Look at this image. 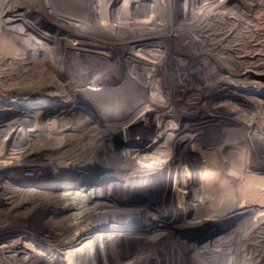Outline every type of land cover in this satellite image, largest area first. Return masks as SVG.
<instances>
[{"label":"bare ground","instance_id":"bare-ground-1","mask_svg":"<svg viewBox=\"0 0 264 264\" xmlns=\"http://www.w3.org/2000/svg\"><path fill=\"white\" fill-rule=\"evenodd\" d=\"M261 2L264 0L259 1L260 6ZM24 3L0 0V32L23 46L40 35L37 41L42 39L43 47L34 48L48 50L46 56L55 66L50 63L47 69L26 72L0 66V153L7 155L0 158V200L1 205H9L4 210L14 215L20 209H25L26 216L38 211L46 215L49 234L37 237L41 241H37L38 246L20 237L19 243L0 245L3 264H165L164 260L168 264H193V259L183 258L182 250L158 249L163 235L161 227L155 225L147 232L132 230L114 235L126 238L107 244L98 240L105 228L96 235L89 229L73 230L90 218V227L98 228L100 220L133 207L142 214L151 209L152 223L167 226L195 214V222L203 226L220 218L226 226H238L242 223L239 219L256 207L264 211V171L258 172L237 158L241 147L229 139L232 136L228 131H223L226 123L218 111L232 98L263 105L256 98L264 96V84L260 82L264 74L255 70L259 65H250L252 61L235 60L232 67L225 65L218 43L206 40L210 33L204 26L220 11L250 21L252 8L247 2L74 0L73 13L52 8L53 15L61 16L67 24L47 21L44 12L33 23L36 10L22 11ZM82 8L88 12L78 10ZM171 42L182 44L176 50L175 75L167 76L159 73L156 65L167 58ZM188 53L193 58L189 66L184 63ZM190 81L199 85L192 89ZM176 97L186 99L185 104L179 105ZM202 102L212 106L206 109ZM191 109L197 113L189 115ZM199 117L210 124L206 132L195 131ZM5 126L13 131L6 134ZM220 128L224 139L216 143L210 131ZM117 141L125 144L117 145ZM89 160L95 162L90 170L84 165ZM49 167L54 169L53 179L11 180L2 173L5 168L35 172ZM56 168L68 171L73 178L63 171L58 174ZM81 174L88 175V183L101 175L126 177L132 186H121L123 192H113L109 197L100 194L102 189L76 188V176ZM168 174L179 176L178 181L167 178ZM177 184L186 190L181 191ZM191 193L195 197L192 202L177 206L179 199L185 200ZM95 212L101 216H95ZM131 222L126 219L123 227ZM13 226L21 231L22 222L16 221ZM4 229H0L1 235ZM131 235L134 241H130ZM145 246L153 248L142 251ZM199 253L197 247L191 255L195 258Z\"/></svg>","mask_w":264,"mask_h":264},{"label":"rangeland","instance_id":"rangeland-1","mask_svg":"<svg viewBox=\"0 0 264 264\" xmlns=\"http://www.w3.org/2000/svg\"><path fill=\"white\" fill-rule=\"evenodd\" d=\"M24 1L25 3L23 4L22 11L24 9L28 12L29 11L31 12L32 9L37 11V12L34 11L36 16L32 17V22L33 21L35 22L37 19H40L41 18L40 16H42L41 13L44 12L46 13V19H48L47 17H49L47 21H49L50 19L51 20L53 19L55 21L57 20L59 24L61 23L67 24V22H65L64 20H61V16L53 15L54 11L52 12V8L54 7L55 8L61 7L60 9H66L70 11V13H73L72 5L74 4V0H45V1L44 0H24ZM243 1L244 3L247 2V5L249 4L248 5L249 8L250 7L252 8L251 10L249 9V11H251L252 13L250 21L245 17L241 19L240 17L232 13L231 15L230 13H227L226 11L216 12L212 16H210L204 23L205 28L209 30V33H210L209 35L211 36V37L207 36L206 40L207 41L209 40L208 42L218 43V48H219L218 51H221V53L223 54L222 56L225 57V60H224L225 65L228 64L227 66L232 67V61H235V60L247 61L249 63H251L252 61L253 64L251 63L250 65L255 64L256 67L257 65H259V67L255 70H258L262 74H264V2H261V6H260V3H259L260 0H257V1L256 0H243ZM32 3L35 5H33ZM258 3L259 5H257ZM78 10H83V11L85 10L88 12V9H85V8L78 9ZM47 11H48V14H47ZM17 12L20 13L21 9L18 10ZM75 12H78V11H75ZM27 34H28V31H27ZM206 35H208V33ZM38 37H41V36L37 34L36 37L32 38L34 42L29 43L28 45L29 47H28V46H23L22 45L23 43L13 41L10 38V36H8L5 33L0 32V58H1L0 66L4 65V68L8 67V69L12 66L10 68L11 71L26 72V71L35 70L34 68L37 69L38 67L42 69L44 67L45 69H47V67L50 66V63H52L51 65H54V62H52L54 60L51 61V58L49 56L48 57L46 56L49 53L48 50L47 51L45 50L46 53L44 51L36 50V48L39 49L43 47V45L40 44L42 43L43 40L41 39L40 42L39 40L37 41ZM27 38L31 39L29 37ZM179 44H180L179 42L178 43L171 42V45H170L171 48L170 49L167 48V51H166V53H168L169 55L167 54L166 56L167 58H165L164 61L160 65H156L157 71L161 73L162 75L169 76L170 73L174 74L175 71H174L173 64L175 62V58H177L176 50L179 48V46L182 43L180 45ZM183 44L185 43L183 42ZM34 46L36 48H34ZM11 48H14V49H11ZM184 59H185L184 63L188 66L193 61V58L191 57L190 53L184 56ZM127 61L129 60L126 59L125 62ZM147 63L151 64L148 61ZM245 65L249 66V64H245ZM225 75L228 76L227 74ZM182 76L184 79L187 77L185 73H183ZM174 78L176 77L174 76ZM197 78H198V81H201V79H199V76ZM215 79L217 78L215 77ZM215 79L213 80L211 79L210 81H214ZM260 82L264 84V78L261 79ZM196 85H199V84L198 83L195 84L194 81L189 82V87L192 89L195 88ZM234 92L237 93L236 90H234ZM196 96L197 95H195L194 97ZM176 99L178 100L179 105L185 104L183 102H185L186 99L183 100L181 97H176ZM256 99L264 103V96L260 98L257 97ZM202 103L204 105L203 107H205L206 109H209V107L212 106V104H208L210 106H206L204 102ZM220 103L222 104V102H217V105H219ZM227 103H228L227 106L219 107L218 111H219V115L225 120V123H226L225 126H223L225 128L223 131H226V132L228 131L229 135L232 136L229 139L234 141V143H236L238 147H241V148H238L237 150L238 154L236 155L239 156L237 158H240L248 165H252L251 167H254V169L257 170L258 172H260L259 169L264 171V104L260 106L257 102L256 104L255 101L254 103L249 102V101L248 103L247 102L245 103L244 100H241V99L238 100L237 98H234V99L232 98L231 100L228 99ZM196 113L197 112L194 109H191L189 115L190 114L195 115ZM199 114L203 115V112ZM189 115L183 114L182 116L189 117ZM199 118H198L199 120L196 123L195 131L206 132L209 129L210 124L207 122V120L204 119V117H199ZM113 120L116 124L119 123L117 119L116 120L113 119ZM9 127L11 126H5L4 128V131H6V134H10L13 131V129L11 128L9 129ZM210 134L216 137V143L224 139L223 137L224 134L221 128L218 131H215V130L210 131ZM15 136L14 138H16ZM124 142L125 141H117L116 144L117 145L125 144ZM196 145L200 146L201 144L197 143ZM204 145L206 146V144ZM5 153L6 152L0 153L1 159H5L7 157ZM103 154H105V152ZM2 155L4 157H2ZM85 164L87 165L88 170H90L91 168L93 169L95 162L89 160L88 163L84 162V165ZM56 169H57L58 174L60 173L62 174L63 170H61V168H56ZM2 173H4V177L6 176L8 179L12 180L15 178V179H19L22 181H27L28 179H32V178L33 179L34 178L53 179L55 177L54 169L52 168L51 170V167L39 168L35 172L30 169H23V168H18V169L5 168L3 169ZM63 173L65 175L68 174L67 177H70V178L73 176L69 174L68 171H63ZM171 174L166 175V177L177 182L178 181L177 178L179 177V176H175L177 173L174 174V177H172ZM81 175L80 177L76 176V179L78 181L77 182L78 186L76 188L83 189L84 187V189H87L90 186L91 188L97 191L102 189L100 191V194L108 195L109 197L113 195V192L115 194L117 192H123V190L121 189V186H132L131 184H129L130 181L127 180L126 177H118L117 175H110V176L101 175L97 177L96 180H94V182H91V183H88L89 181L86 179V177L88 176L87 174H84L82 176ZM259 176H261V174ZM262 176H264V174ZM176 187L177 188L180 187L179 189L180 190L182 189L181 191L183 192L186 190L185 186L183 185L177 184ZM149 192L150 190L146 191V193H149ZM126 193H129V191H126ZM193 194L194 193H191L189 197L186 198L185 200L179 199L177 206L182 205L183 203L192 202L195 199ZM111 199H113V197H111ZM115 202L116 201L114 200L111 202V204L113 205L115 204ZM1 204L3 203H1V200H0V211L2 210L0 212V229L5 228L4 229L5 233L3 235L0 234V245L5 244L9 241H15L16 243H19L18 237H20L24 241L31 240L32 242H35L36 245L38 246L39 242L37 241H40V239L37 240V237H41V236H45L49 234L47 230L48 226L45 225L46 215L41 214L38 211V212L32 213L33 215L31 214V215L26 216L23 214L25 209L24 210L20 209L19 211L21 212L17 213V215H14L11 211L4 210L5 207H8L9 205L7 206V205H1ZM260 210L261 208L257 209L256 207V209L251 211L247 216L240 218L241 220L239 219V222L242 221V223L238 226H236L237 224L226 226V224H224L221 218L217 220H213L212 222H208L206 226H203L201 223L197 224L195 222L197 220L196 214L189 216L186 219L181 220L178 224L173 223V225L167 226L166 224H160V223L153 224L152 223L151 217L153 218V212L151 209H146L142 214L141 210L133 207L129 210H126V212L124 213L115 214L114 216H110L109 218H104L102 221L100 220L99 222L100 226L98 228L90 227L91 222L89 220L92 219L90 218L89 220H87V222H84L82 225H80L78 229L73 230V232L77 233L78 231H81V230L84 231L86 229H89L88 231L89 233L93 231L91 235H96V232L99 231V229L105 228L103 236H101L100 239L98 240L100 241V244H107V243L115 242V241L120 242L126 238V236L125 237L121 236V238L120 237L113 238L114 235H117V234L122 235L123 233L129 232L132 230L138 231L137 233L147 232L146 229L148 227H152L155 225L159 228L161 227L160 229L161 235H163L162 237H159L160 242L158 244V247H159L158 249L163 250V249H167L170 247L176 253H180V251L182 250L183 258L186 257L185 259H188V258L193 259V262H194L193 264H214V262L216 263L219 262L218 264H240V263L241 264H255L256 261H257L256 264H264V211L260 212ZM20 214L24 216L22 217V215ZM94 215L99 216V217L101 216V214H99L98 212H95ZM59 216L61 217V215ZM134 216H137V218L133 219ZM22 218L24 219V221ZM126 219H131L132 222L129 224L130 227L128 225L126 227H123L125 225ZM16 221L22 222V227L19 228V230L21 231H18V228H11L15 224ZM103 224H107V225H103ZM212 224H215V225L212 226ZM69 235L71 236L73 234L70 233ZM70 236H67V238ZM7 237H8V240L6 239ZM133 237L134 235L129 236L130 241H134ZM42 241L47 244L46 239ZM63 243H66V242L64 241ZM51 247H56V246H51ZM197 247H198V250L200 251L199 253L200 255L198 254L199 257L198 255L197 256L195 255V258H193V256L191 255V252L193 249ZM149 248L151 249L153 247L145 246L141 250L146 251L145 249L148 250ZM185 249H187L188 252H185ZM216 249H218V251ZM213 250L215 252H213ZM207 254L210 256H208ZM9 258L11 259V257ZM9 258L8 260H10ZM252 259L254 260V262L252 261ZM258 259H262V261L259 263ZM164 262L165 264H168L167 260H164ZM0 264H3L1 260H0ZM41 264H44V263H41Z\"/></svg>","mask_w":264,"mask_h":264}]
</instances>
